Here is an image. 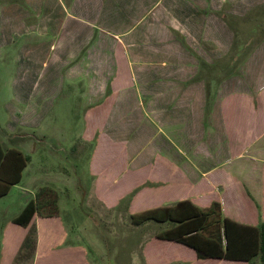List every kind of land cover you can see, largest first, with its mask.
<instances>
[{"label": "crops", "instance_id": "0c3cea01", "mask_svg": "<svg viewBox=\"0 0 264 264\" xmlns=\"http://www.w3.org/2000/svg\"><path fill=\"white\" fill-rule=\"evenodd\" d=\"M151 1L51 0V6L41 10L45 21H57L62 12L69 22L82 26L78 31L68 26L61 37L76 72L65 81L80 84L78 95L89 103L83 111V142H93L88 163L92 196L112 208L133 191L129 200L133 215L188 201L205 219L197 233L224 247L223 219L249 227L264 223V37L242 63L241 77L214 84L217 71L202 46L216 54V37L212 31L204 33L202 23L203 12L212 10L211 2L161 0L157 13ZM152 13L163 24L145 21ZM91 17L107 38L103 49L106 43L112 48L113 64L91 62L100 54L97 48L90 58L80 62L76 58L81 48L73 44L86 36L84 25ZM153 25L162 27L161 32ZM134 30L142 44L133 43ZM154 35L160 45L148 46ZM187 37L199 63L187 61ZM59 81L51 76L49 81L34 82L29 95L37 103L42 100L36 105L42 107L41 113L48 112ZM111 116L115 121L108 126ZM37 195L54 202L49 212L39 206ZM30 198L35 212L27 226L11 222L26 201L7 226H0V264H26L23 243L29 232L30 249L43 264H89L84 250L69 242L57 191L39 186ZM146 224L158 227L155 235L172 226L151 220L140 226ZM146 246V264H259L258 256L249 261L197 258L192 249L156 237ZM162 249L175 255L167 260Z\"/></svg>", "mask_w": 264, "mask_h": 264}, {"label": "rangeland", "instance_id": "374dc122", "mask_svg": "<svg viewBox=\"0 0 264 264\" xmlns=\"http://www.w3.org/2000/svg\"><path fill=\"white\" fill-rule=\"evenodd\" d=\"M160 2L151 1L157 13ZM209 2L212 10L207 8L203 12L202 23L204 33L212 31V37H216V54L210 53L207 45L202 46L207 50L206 59L212 61L217 71L213 83L220 84L226 78L241 77L242 63L263 39L264 0H204V4ZM50 3L51 0H0V144L3 148L19 149L28 157L21 181L0 198V226L10 223V218L37 187L50 186L58 193L60 217L69 242L84 250L89 264H146V244L153 243L159 229L154 224L133 226L130 220L133 214L129 211L133 191L112 208L103 207L92 196L93 178L88 163L93 142H83L86 136L83 111L89 103L78 95L80 84L65 81L76 72L71 70L73 59L65 54L66 39L61 37L68 26L71 31H78L82 26L69 22L62 12H58L57 21H45L41 10L44 5L50 7ZM155 14L146 15L145 21L163 24ZM153 27L161 32L162 27ZM99 31L97 19L91 17L84 25L86 36L73 44L81 48L76 54L79 62L90 58V53L97 48L100 54L92 57L91 62L97 63L100 59L114 63L112 48L106 43L103 49L107 38ZM135 34L136 30L133 43L142 44ZM186 40L187 61L197 59L199 63L197 54L191 50L194 44L189 37ZM147 41L148 46L160 45L155 35ZM51 76L62 81L56 86L58 91L52 97L48 112L41 113L42 107L36 105L42 100L37 103L36 97L33 99L29 94L35 81H49ZM114 119L111 116L107 125L111 126ZM162 251L167 260L175 255L167 249ZM34 252L27 248L26 264H43L40 255L35 256Z\"/></svg>", "mask_w": 264, "mask_h": 264}, {"label": "trees", "instance_id": "16d2710c", "mask_svg": "<svg viewBox=\"0 0 264 264\" xmlns=\"http://www.w3.org/2000/svg\"><path fill=\"white\" fill-rule=\"evenodd\" d=\"M28 157L18 150L8 148L2 150L0 146V197L5 196L12 185L20 180V174ZM39 198V206L54 205L49 199ZM48 206V207H47ZM45 208V209H46ZM55 211V208H53ZM51 209V212H53ZM35 212L33 198L26 200L23 208L11 222L21 227L27 226ZM133 226H140L147 221L169 222L172 226L159 232L155 237L159 240L174 241L195 252L197 258H217L229 261H249L258 256L259 264H264V223L257 227H249L223 219L224 247L217 242L202 238L197 230L204 222V216L188 201H182L173 206L148 210L139 214L130 215ZM32 232L26 236L23 246L28 249L33 246ZM26 248V249H27Z\"/></svg>", "mask_w": 264, "mask_h": 264}]
</instances>
